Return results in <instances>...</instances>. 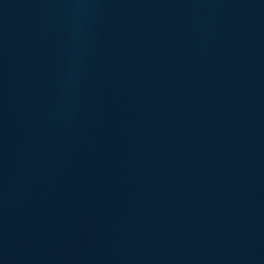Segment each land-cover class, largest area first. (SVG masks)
<instances>
[{"label":"water","instance_id":"obj_1","mask_svg":"<svg viewBox=\"0 0 264 264\" xmlns=\"http://www.w3.org/2000/svg\"><path fill=\"white\" fill-rule=\"evenodd\" d=\"M264 11V0H0V20Z\"/></svg>","mask_w":264,"mask_h":264}]
</instances>
